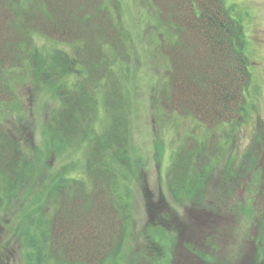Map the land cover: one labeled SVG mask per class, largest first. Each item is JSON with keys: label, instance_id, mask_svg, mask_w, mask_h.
Segmentation results:
<instances>
[{"label": "trees", "instance_id": "obj_1", "mask_svg": "<svg viewBox=\"0 0 264 264\" xmlns=\"http://www.w3.org/2000/svg\"><path fill=\"white\" fill-rule=\"evenodd\" d=\"M137 2L142 26L135 36L120 0H0V212L22 205L28 264H107L123 252L133 219L132 76L147 57L136 49L138 35L158 70L149 89L156 115L164 123L189 118L200 127L173 145L166 177L172 197L195 202L203 196L213 163L247 119L252 78L245 31L225 0ZM40 37L52 41L51 49L40 48ZM20 69L30 70L54 99L43 155L48 158L53 143L70 159L29 203L21 197L33 166L30 138L8 118L19 109L11 76ZM78 161L82 172L68 174ZM227 194L215 195L222 201ZM147 197L152 214L153 195ZM202 221L210 226L207 217ZM159 225L175 230L168 219H152L146 233ZM155 236L148 233L146 242L163 264L164 246ZM6 249L0 241V264ZM141 258L134 253L128 262ZM203 259L213 264L210 256Z\"/></svg>", "mask_w": 264, "mask_h": 264}, {"label": "rangeland", "instance_id": "obj_2", "mask_svg": "<svg viewBox=\"0 0 264 264\" xmlns=\"http://www.w3.org/2000/svg\"><path fill=\"white\" fill-rule=\"evenodd\" d=\"M120 1L123 18L136 36L142 26L138 17V0ZM225 3L232 17L242 23L245 31L244 49L250 61L252 78L247 91L250 103L247 119L232 138L226 154L213 163L207 174L209 184L203 196L195 202L172 197L166 177L170 155L176 149L173 145L179 141V135L184 137L188 132L198 134L200 127L189 118L178 116L164 123L156 115L149 89L155 82L158 70L143 37L137 36L134 43L136 49L141 56L147 57L135 63L132 76L135 99L130 119L134 173L129 200L133 219L123 252L107 264H130L128 261L134 253H141V264H158L162 256L155 246L149 249L146 242L148 233H154L164 246L163 264H170L171 260V264H208L203 259L205 255L214 259L213 264H264V0H225ZM37 43L42 49H51L53 44L44 37L37 38ZM14 73L11 85L17 95L19 109L11 115H8L9 111L1 113L4 117L8 115L12 121L17 119L13 122L20 124L30 138L28 153L33 166L29 168L31 173L27 189L21 197L29 203L46 185L48 190L52 173L61 170L70 159L65 158L66 151L53 143L48 158L43 155L50 141L48 110L54 104V99L50 91L35 80L30 70L27 73L20 69ZM252 158L255 164L251 167ZM245 165L250 168L243 169ZM82 170L78 161V165L68 174L78 175ZM227 170H231V175L227 174ZM224 190L228 194L220 201L215 194ZM147 194L153 195L152 214L148 211ZM208 203L211 208L205 206ZM15 207L7 213L0 212V241L7 247L2 251V263L28 264L29 249L23 236L24 227L20 226L22 205ZM204 216L210 220L208 228L202 226ZM152 219L162 224L168 219L175 230L159 225L146 233V224Z\"/></svg>", "mask_w": 264, "mask_h": 264}]
</instances>
